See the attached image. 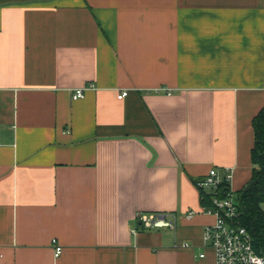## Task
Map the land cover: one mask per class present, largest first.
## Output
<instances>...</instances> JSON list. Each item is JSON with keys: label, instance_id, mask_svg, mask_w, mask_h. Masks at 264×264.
Masks as SVG:
<instances>
[{"label": "crops", "instance_id": "crops-1", "mask_svg": "<svg viewBox=\"0 0 264 264\" xmlns=\"http://www.w3.org/2000/svg\"><path fill=\"white\" fill-rule=\"evenodd\" d=\"M262 108L264 0H0V264H215L195 183Z\"/></svg>", "mask_w": 264, "mask_h": 264}, {"label": "built area", "instance_id": "built-area-1", "mask_svg": "<svg viewBox=\"0 0 264 264\" xmlns=\"http://www.w3.org/2000/svg\"><path fill=\"white\" fill-rule=\"evenodd\" d=\"M84 89H77L72 94V99L84 97ZM127 91L119 93L117 98L123 99ZM232 172L225 169L221 173L212 168L208 174L196 181L198 189L207 192L211 197V206L205 208V212L214 217L212 224L206 225L203 241L205 248L214 254L215 264H264V253L258 254L252 244V238L247 230L240 224V213L235 201L234 192L231 190ZM225 184L227 189L220 192L219 188ZM193 215L192 212L188 217ZM140 226L145 230L175 228V219H168L163 214L142 213L137 216ZM184 243L181 248H188ZM61 247H55V255L61 254ZM204 257V254L199 256Z\"/></svg>", "mask_w": 264, "mask_h": 264}, {"label": "trees", "instance_id": "trees-1", "mask_svg": "<svg viewBox=\"0 0 264 264\" xmlns=\"http://www.w3.org/2000/svg\"><path fill=\"white\" fill-rule=\"evenodd\" d=\"M254 135L251 150L252 175L244 187L234 193L240 224L247 230L252 238L254 250L264 253V108L252 120ZM226 185L220 186L219 191L224 192ZM201 191L202 206H211V197Z\"/></svg>", "mask_w": 264, "mask_h": 264}]
</instances>
